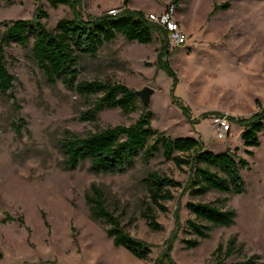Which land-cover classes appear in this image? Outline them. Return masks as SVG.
<instances>
[{
	"label": "rangeland",
	"instance_id": "rangeland-1",
	"mask_svg": "<svg viewBox=\"0 0 264 264\" xmlns=\"http://www.w3.org/2000/svg\"><path fill=\"white\" fill-rule=\"evenodd\" d=\"M126 1L147 18L175 3L186 44L174 47L161 33L147 45L119 35L96 57L80 61L78 80L111 81L136 92L152 88L147 107L154 115L152 128L171 138L198 139L215 154L231 151L245 159L240 168L244 191L210 190L191 197L182 188L173 189L176 199L164 202L168 211L162 212L152 206L144 180L158 173L187 186L190 171L161 153L146 160L142 152L123 174L95 175L89 163L66 169L61 143L67 135L132 125L145 106L139 99L136 111L108 109L96 121L82 120L97 98L81 97L61 81L50 83L32 57V41L27 46L11 43L5 61L15 87L7 95L0 93V264H215L220 245L227 262L256 258L255 264H264V125L258 144L247 146L244 128L236 121L224 139L212 123L215 113L235 119L259 114L264 121V0H80L79 11L84 19L98 17L123 10ZM39 10L48 14L43 22L49 29L75 15L70 6L49 0H0V23L34 20ZM4 31L2 26L0 41ZM166 44L170 53L163 66L159 54ZM13 124L20 125L21 133ZM93 185L103 191L108 210L125 230L152 248L146 259L115 245L108 226L94 219L87 202ZM189 201L234 211L235 223L197 238L188 228L195 219L186 208ZM149 208L160 230L144 217ZM234 238L232 255L226 258ZM190 240L199 244L190 246Z\"/></svg>",
	"mask_w": 264,
	"mask_h": 264
},
{
	"label": "trees",
	"instance_id": "trees-1",
	"mask_svg": "<svg viewBox=\"0 0 264 264\" xmlns=\"http://www.w3.org/2000/svg\"><path fill=\"white\" fill-rule=\"evenodd\" d=\"M49 1L55 6H70L75 13L74 18L61 19L54 29H49L43 22L48 14L39 10L34 20L0 23V28L5 27L0 41V93L7 95L15 87V77L5 61V47L11 43L27 46L32 41V57L50 83L61 81L81 97L97 98L94 107L83 114L82 120L96 121L98 114L108 109L119 108L125 113L136 111L139 97L135 90L111 81H79L78 66L84 57H96L105 44L113 42L119 35L129 42L147 45L154 41L155 33L167 36V31L151 22L143 12L129 9L128 1L116 16L104 14L88 19H84L79 11L80 0ZM169 53L170 46L166 44L159 54L163 66H167L164 59ZM216 114L221 113L214 115ZM153 116L145 107L142 116L132 125H117L88 136L67 135L61 143L66 169L76 170L82 164L89 163V171L95 175L123 174L134 166L135 160L142 152L145 153L146 160L155 153H161L165 160L173 161L179 168L187 166L190 171L187 186L158 173L149 174L144 180L152 206L162 212L168 211L164 202L176 199L173 189L182 188V194L191 197L202 196L210 190L237 194L244 191L240 168L247 164L245 159L238 160L236 154L231 151L221 154L207 151L205 145L195 138L168 137L152 128ZM230 120L236 121L244 128L242 139L245 145L258 144L259 132L264 125L259 114L249 119H235L230 116ZM13 127L17 133H21L20 125L13 124ZM152 140L154 143L150 144ZM87 202L94 219L108 226L107 234L115 245L127 247L140 259L148 257L152 248L125 230L119 217L108 210L104 193L99 187H91ZM186 208L195 217L188 221V228L197 238L209 237L214 227H230L235 223L234 211L226 210L217 203L189 201ZM180 209L179 204L175 217H178ZM143 215L153 229L162 228L152 208ZM181 228L184 229L178 226V229ZM188 243L196 247L199 241L190 240ZM235 244L236 238L229 242L226 258L232 255ZM221 250L222 245L214 253L215 264H255L256 258L227 262L220 256Z\"/></svg>",
	"mask_w": 264,
	"mask_h": 264
},
{
	"label": "built area",
	"instance_id": "built-area-1",
	"mask_svg": "<svg viewBox=\"0 0 264 264\" xmlns=\"http://www.w3.org/2000/svg\"><path fill=\"white\" fill-rule=\"evenodd\" d=\"M122 10H112L109 15L116 16ZM177 5L170 4L160 15L151 14L149 20L163 27L167 33L170 44L174 47L184 46L187 42V35L183 31L179 21L176 19ZM212 123L216 130L217 137L224 139L233 129V122L227 114H216L212 117Z\"/></svg>",
	"mask_w": 264,
	"mask_h": 264
},
{
	"label": "water",
	"instance_id": "water-1",
	"mask_svg": "<svg viewBox=\"0 0 264 264\" xmlns=\"http://www.w3.org/2000/svg\"><path fill=\"white\" fill-rule=\"evenodd\" d=\"M154 92L155 91L152 88L146 87L142 91H137L136 94L139 97V99L142 101L143 105L145 107H149Z\"/></svg>",
	"mask_w": 264,
	"mask_h": 264
},
{
	"label": "crops",
	"instance_id": "crops-1",
	"mask_svg": "<svg viewBox=\"0 0 264 264\" xmlns=\"http://www.w3.org/2000/svg\"><path fill=\"white\" fill-rule=\"evenodd\" d=\"M123 8H124V6H123Z\"/></svg>",
	"mask_w": 264,
	"mask_h": 264
}]
</instances>
